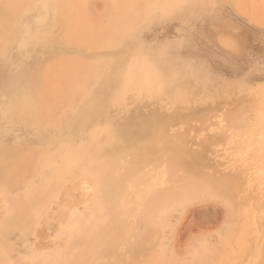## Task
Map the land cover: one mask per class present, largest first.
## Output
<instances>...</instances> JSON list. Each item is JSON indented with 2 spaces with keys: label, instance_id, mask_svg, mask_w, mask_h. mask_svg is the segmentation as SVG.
Listing matches in <instances>:
<instances>
[{
  "label": "rangeland",
  "instance_id": "obj_1",
  "mask_svg": "<svg viewBox=\"0 0 264 264\" xmlns=\"http://www.w3.org/2000/svg\"><path fill=\"white\" fill-rule=\"evenodd\" d=\"M0 264H264V0H0Z\"/></svg>",
  "mask_w": 264,
  "mask_h": 264
}]
</instances>
